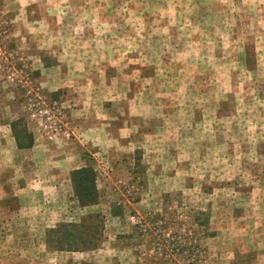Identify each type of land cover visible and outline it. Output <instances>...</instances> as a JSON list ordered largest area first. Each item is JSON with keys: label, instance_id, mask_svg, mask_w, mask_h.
<instances>
[{"label": "rangeland", "instance_id": "rangeland-1", "mask_svg": "<svg viewBox=\"0 0 264 264\" xmlns=\"http://www.w3.org/2000/svg\"><path fill=\"white\" fill-rule=\"evenodd\" d=\"M0 264H264V0H0Z\"/></svg>", "mask_w": 264, "mask_h": 264}, {"label": "trees", "instance_id": "trees-1", "mask_svg": "<svg viewBox=\"0 0 264 264\" xmlns=\"http://www.w3.org/2000/svg\"><path fill=\"white\" fill-rule=\"evenodd\" d=\"M72 182L75 194L83 206L95 205L98 203L100 194L97 189V174L92 167H84L74 171L72 173ZM84 227L86 226H82V228ZM57 241H77V235L74 234L67 236V234H65L62 237H59ZM55 248L59 251L74 250L77 246L59 243Z\"/></svg>", "mask_w": 264, "mask_h": 264}, {"label": "crops", "instance_id": "crops-1", "mask_svg": "<svg viewBox=\"0 0 264 264\" xmlns=\"http://www.w3.org/2000/svg\"><path fill=\"white\" fill-rule=\"evenodd\" d=\"M4 198H5V197H4ZM5 207H7V206L5 205ZM10 210H11V209H10ZM10 210H8L7 212H10ZM18 210H19L20 212L22 211V209H18ZM12 211H14V210H12ZM12 211H11V212H12ZM19 211H18V212H19ZM12 213H16V211H14V212H12Z\"/></svg>", "mask_w": 264, "mask_h": 264}]
</instances>
